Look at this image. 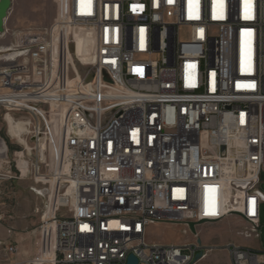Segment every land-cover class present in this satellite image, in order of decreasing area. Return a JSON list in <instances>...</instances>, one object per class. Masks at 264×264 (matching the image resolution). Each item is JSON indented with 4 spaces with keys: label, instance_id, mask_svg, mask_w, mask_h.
I'll list each match as a JSON object with an SVG mask.
<instances>
[{
    "label": "built area",
    "instance_id": "2783aa9c",
    "mask_svg": "<svg viewBox=\"0 0 264 264\" xmlns=\"http://www.w3.org/2000/svg\"><path fill=\"white\" fill-rule=\"evenodd\" d=\"M61 2L49 28L0 47V183L15 178L3 122L19 115L29 189L46 195L44 209L54 198L52 264H195L215 249L230 264H264V251L234 243L146 240L152 224L189 233L231 215L257 236L264 0H64L60 15Z\"/></svg>",
    "mask_w": 264,
    "mask_h": 264
},
{
    "label": "rangeland",
    "instance_id": "374dc122",
    "mask_svg": "<svg viewBox=\"0 0 264 264\" xmlns=\"http://www.w3.org/2000/svg\"><path fill=\"white\" fill-rule=\"evenodd\" d=\"M63 9L64 0L61 2L60 15H63ZM56 15V0H12L4 24L5 36L0 37V45L14 41L18 32L49 28ZM88 53L89 45L81 43L76 45L79 61H74L72 65L80 76L88 70ZM15 120H21L20 116L17 115ZM2 128L15 178L6 179L0 183V264H12L16 262V259L17 261L33 260L42 252L45 256L43 261H36L35 264H52L49 255L52 247V225L49 221L43 223L41 221L46 195L44 197L29 189L33 180L29 174L27 176L26 173L23 174L22 166L25 163L24 157L20 155L25 145L8 135L6 123L3 122ZM22 138L28 143L25 134ZM259 189L264 192V181ZM43 215L46 217L45 214ZM51 215L52 212L49 214V219ZM259 224L260 228L257 230L256 237H244L240 233L248 230L249 227L236 215L216 223H200L196 226L194 233L190 229L189 233L185 232L180 224L156 223L148 227L146 240L157 244L182 245L199 239L204 246L208 247L221 248L227 243H234L261 253L264 251V203L260 205ZM11 245L16 247V251L12 254L7 252V247ZM195 264L230 263L225 250L215 249Z\"/></svg>",
    "mask_w": 264,
    "mask_h": 264
},
{
    "label": "bare ground",
    "instance_id": "6f19581e",
    "mask_svg": "<svg viewBox=\"0 0 264 264\" xmlns=\"http://www.w3.org/2000/svg\"><path fill=\"white\" fill-rule=\"evenodd\" d=\"M5 31V29H3V31L1 33H3ZM78 43H81V44H87L89 45V52H90V44H89V40L83 36V33H80L79 35H77V37L75 38V45H77ZM5 45H0V47H4ZM87 60H88V63H89V53H88V56H87ZM6 124L8 125V135L11 136V138L15 139L16 138V141H21L25 146H26V149L29 150V144L24 141V139L22 138V136L24 134L27 133L28 131V122L26 120H14L12 119L9 115H6ZM58 155H61V150L58 151L57 153ZM53 159V158H52ZM59 163V161H58ZM60 166V165H58ZM59 168V167H58ZM26 169V168H25ZM25 172V171H24ZM57 175V174H56ZM51 176V179L53 181H56L57 179V176ZM60 188V187H59ZM53 197L51 199V203L49 205V207L43 209V214H48L50 212H52V215H53V210H54V203H53ZM52 215L50 217V220L49 222L51 223L52 225V230L54 232V225H53V220H52ZM53 238V237H52ZM52 262V260H51Z\"/></svg>",
    "mask_w": 264,
    "mask_h": 264
},
{
    "label": "water",
    "instance_id": "95a60500",
    "mask_svg": "<svg viewBox=\"0 0 264 264\" xmlns=\"http://www.w3.org/2000/svg\"><path fill=\"white\" fill-rule=\"evenodd\" d=\"M11 3H12V0H0V33L4 29L5 20L7 18L9 9L11 7ZM200 223H203V222H200ZM188 226L190 230L194 233L195 232L194 223L190 222ZM197 241L200 242L199 239ZM200 256H201V253L198 252L195 255V259H198ZM136 263H137L136 258L133 257L132 255H129L128 264H136Z\"/></svg>",
    "mask_w": 264,
    "mask_h": 264
},
{
    "label": "crops",
    "instance_id": "0c3cea01",
    "mask_svg": "<svg viewBox=\"0 0 264 264\" xmlns=\"http://www.w3.org/2000/svg\"><path fill=\"white\" fill-rule=\"evenodd\" d=\"M49 214L50 213H48V214H46L45 216L46 217H44V215H43V211H42V213H41V220H42V222H48L50 219H49ZM18 259H16V262H18L17 261ZM21 260V259H20Z\"/></svg>",
    "mask_w": 264,
    "mask_h": 264
}]
</instances>
